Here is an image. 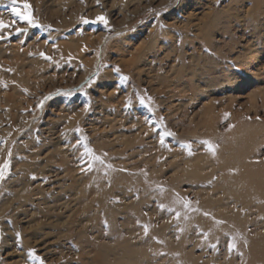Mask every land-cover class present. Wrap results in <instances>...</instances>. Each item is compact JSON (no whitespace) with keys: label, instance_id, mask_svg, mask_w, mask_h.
I'll return each mask as SVG.
<instances>
[{"label":"rangeland","instance_id":"obj_1","mask_svg":"<svg viewBox=\"0 0 264 264\" xmlns=\"http://www.w3.org/2000/svg\"><path fill=\"white\" fill-rule=\"evenodd\" d=\"M16 2L0 264H264V0Z\"/></svg>","mask_w":264,"mask_h":264},{"label":"snow or ice","instance_id":"obj_2","mask_svg":"<svg viewBox=\"0 0 264 264\" xmlns=\"http://www.w3.org/2000/svg\"><path fill=\"white\" fill-rule=\"evenodd\" d=\"M29 6L27 4L23 5L24 9H27ZM11 11L13 13L14 16L19 17L20 20L25 21L29 24L33 23V20L31 18L30 13L26 12V11H18L17 10V2L16 0H12V8ZM88 21H85V23H87ZM93 23L95 22H103V23H107V20L104 16H97L95 21H92ZM7 27H11V25H6L2 20H0V29H4ZM16 31H20V29H16ZM144 101L141 100V103H143ZM207 143V142H205ZM3 176V172L2 170H0V178H2ZM145 232H147V228H145Z\"/></svg>","mask_w":264,"mask_h":264},{"label":"bare ground","instance_id":"obj_3","mask_svg":"<svg viewBox=\"0 0 264 264\" xmlns=\"http://www.w3.org/2000/svg\"><path fill=\"white\" fill-rule=\"evenodd\" d=\"M252 167H253V166H252ZM218 209H219V207H218ZM240 211L242 212V209H241ZM224 214H226V213H224ZM218 216H221V213L218 214ZM223 217H224V218H228V217H226V216H223ZM239 232H240V231H239ZM240 233H242V231H241ZM249 240H250V239H249ZM249 250H252V247H250ZM252 253H253V252H252ZM252 253H251V254H252Z\"/></svg>","mask_w":264,"mask_h":264}]
</instances>
